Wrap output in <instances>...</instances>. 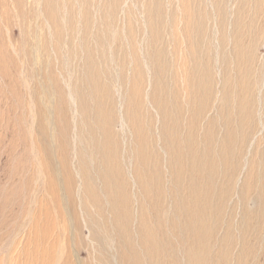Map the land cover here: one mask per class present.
<instances>
[{"label": "rangeland", "instance_id": "obj_1", "mask_svg": "<svg viewBox=\"0 0 264 264\" xmlns=\"http://www.w3.org/2000/svg\"><path fill=\"white\" fill-rule=\"evenodd\" d=\"M37 1L0 7V264H136L118 250L122 235L92 151L117 147L130 182L138 147L149 143L167 159L166 147L177 142L230 147L219 184L231 177V187L221 213L208 217L220 223L210 246L224 254L221 264H264V181L251 178L256 150V157L264 151V0ZM244 82L253 86L251 118L231 100ZM61 118L68 161L64 168L54 148L52 179L38 147H58L48 136ZM45 120L50 126L38 133ZM81 157L102 213L89 198ZM128 194L136 217L145 196L131 185Z\"/></svg>", "mask_w": 264, "mask_h": 264}, {"label": "bare ground", "instance_id": "obj_2", "mask_svg": "<svg viewBox=\"0 0 264 264\" xmlns=\"http://www.w3.org/2000/svg\"><path fill=\"white\" fill-rule=\"evenodd\" d=\"M31 2L38 3L37 0H31ZM52 2L48 1L47 3L51 4ZM2 3L3 0L0 2L1 8L5 5ZM14 3L22 8L24 0H14ZM53 6L57 9L55 2H53ZM51 15L58 26V11L53 10ZM58 29L59 35L60 30L63 28L58 26ZM252 45L255 46L254 41ZM251 90L253 91V86L244 82L240 90L236 91V88L233 90L231 98L234 102L239 101V113L248 112L249 118H251V111L246 109V103L251 106L254 100V96L251 98ZM91 93L90 90V96L92 95ZM66 98L68 99V97ZM59 102L61 101L59 100ZM73 108L75 110V107ZM62 109V106L58 104L57 113H62ZM48 118L50 120L51 115ZM43 125L45 126V131ZM43 125L41 124L39 127L38 133L46 132V125L50 126L46 120ZM58 127V133L54 137L48 136L49 139L54 138L53 140L58 147L46 145H44L45 147H38L44 158L46 155L44 164L49 169L52 179L54 175L56 176V173L52 171L55 149L60 152V159L64 168H66V162L68 161L69 147L63 146L67 138V123H64L63 118L60 119ZM176 134L180 135L178 129H176ZM178 140L179 138L177 137ZM43 142L45 144L44 139ZM108 143L106 142L105 145H108ZM46 144L48 143L46 142ZM176 146L174 150L171 149V146L166 147L167 159L156 152L149 143L144 145V147H138L136 152L137 173L134 168V177H132V174L128 175L130 182L126 179V175L119 165V160L122 161V156L117 157V147H110L109 145L97 148L95 146L97 149L92 151L94 155H91V159L94 157L97 160L98 158L100 159L97 164L99 167L97 173L99 181L102 182L104 201L113 216L112 225L118 228L119 232L117 234L122 235L118 250L122 257L125 254H131L135 258L136 264H142V256L144 258L143 261L147 264H221L224 254L219 249H212L209 241L212 226H217L220 223H210L208 217L221 213L220 203L225 197L228 188L231 187V177L222 187L219 184L220 171L226 162L228 157L227 150L230 147H213V142L209 143L208 147H197L199 148L198 150L193 147H183L179 142L176 143ZM258 153L259 151L257 152L256 150L254 159L255 172L253 173L254 175H251V178L257 179V183H261L264 181V151H260L262 154L256 157ZM165 162H167V165L164 166ZM79 163L83 169L89 198L102 213L103 209L100 208L99 204L100 196L95 191L88 169V162L81 157ZM259 164L260 172L258 174ZM129 169L130 165L128 164L127 170L129 171ZM146 177H149V179L146 180ZM130 185L136 188L137 192L143 191L145 196L143 201L142 195L137 198L140 213L136 217L134 216L136 212L132 207L131 196L128 194ZM263 195L264 189H262L261 194V201H263L260 204V215L264 213ZM148 200L152 206L151 209L148 208ZM134 203L136 204L135 199ZM243 205V216H247L249 209L246 204V198H243ZM145 207L148 208L147 212L150 213L146 212ZM135 222H137L138 227L132 233V226ZM40 253H42V250ZM139 253H142L140 257Z\"/></svg>", "mask_w": 264, "mask_h": 264}]
</instances>
